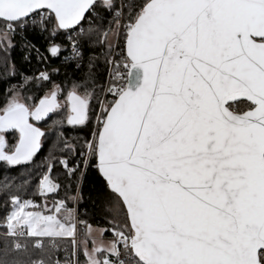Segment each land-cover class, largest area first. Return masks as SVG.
I'll return each mask as SVG.
<instances>
[{
    "label": "snow or ice",
    "instance_id": "6c2138e0",
    "mask_svg": "<svg viewBox=\"0 0 264 264\" xmlns=\"http://www.w3.org/2000/svg\"><path fill=\"white\" fill-rule=\"evenodd\" d=\"M29 23L67 32L77 70L84 43L107 50L108 83L80 156L123 220L107 243H83L84 264H264V0H0V39ZM60 48L52 43L48 51ZM94 59L83 78L53 84L38 99L6 90L0 162L32 163L45 135L37 123L50 114L66 108L67 124L86 125ZM32 80L50 76L25 84ZM59 163L69 176L84 171L66 158ZM57 188L46 172L40 194ZM10 202L4 223L14 250H27L23 237L43 250L45 240L55 247L57 238L74 236L65 201L42 209L13 194ZM68 264H80L75 252Z\"/></svg>",
    "mask_w": 264,
    "mask_h": 264
},
{
    "label": "trees",
    "instance_id": "16d2710c",
    "mask_svg": "<svg viewBox=\"0 0 264 264\" xmlns=\"http://www.w3.org/2000/svg\"><path fill=\"white\" fill-rule=\"evenodd\" d=\"M108 19L109 17L105 16V23ZM84 26L87 27V20ZM66 33L63 30L55 34L50 31H41L29 23L23 28L18 27L17 35L9 39L10 43L0 39V100H3L6 90L13 88L19 89L24 95H31L38 99L53 84L70 87L73 81L80 80L89 71L87 65L90 56L95 57L92 71L95 76L96 89V98L92 100L90 119L86 125H69L64 121L53 133L46 134L45 140L41 142V147L30 164L9 167L0 162V259H15L22 261L23 264H31V261L35 259H42L44 264H55L59 259L63 264L68 258L66 253L71 252L74 247L71 238H58L55 242L56 247H52L50 242L45 240L44 248L41 250L33 248L31 238L23 237L20 240L26 245L27 250H14V239L6 234L4 223L12 208L10 196L13 194L18 195L22 200H32L40 206L45 200L54 204L63 200L69 209H73L76 205L79 217L77 234L80 236L85 234L84 227L91 224L104 227V236L113 238L111 230L118 221L123 220L122 214L114 217V212L108 210L105 197L99 193L101 181L97 170L91 165L84 170V162L80 156L84 141L91 138L95 126L96 113L99 109L97 99H102L109 70L105 62L107 50L99 44L90 46L84 43L82 45L84 61L77 70L74 63L62 59L67 48ZM52 43L61 45L55 56L48 51ZM54 69L59 71L56 72ZM42 71L49 74V81L38 83L32 80L25 84L28 77H37V74ZM21 85L24 87L20 88ZM7 94L10 95V91ZM55 116L57 114H51L41 120L38 122L39 126L46 125ZM58 116L59 120L64 118L63 114ZM7 137L9 144L15 143L14 134L8 132ZM61 158H66L70 167L79 163L80 168L84 170L83 173L78 172L76 176H69L66 169L59 163ZM49 164L53 165L51 172L58 183V188L55 192L42 196L39 181L48 171L47 165ZM77 192L78 200L75 204L74 196ZM6 250L7 257L4 255ZM77 256L80 264H84L85 256L79 241Z\"/></svg>",
    "mask_w": 264,
    "mask_h": 264
},
{
    "label": "rangeland",
    "instance_id": "374dc122",
    "mask_svg": "<svg viewBox=\"0 0 264 264\" xmlns=\"http://www.w3.org/2000/svg\"><path fill=\"white\" fill-rule=\"evenodd\" d=\"M8 42H9V40H8ZM10 43V42H9ZM42 72H44V71H42ZM41 72H39L38 74H37V77L39 76V74H40ZM50 89V88H49ZM48 91V90H47ZM46 91V92H47ZM102 98H103V95H102ZM98 111H99V109H98ZM59 114H63L64 115V121H66V115H67V109L65 108V109H63L62 111H59L58 112ZM57 113V116H55V118L53 119V120H59L58 118H59V114ZM53 120H51L50 122H48L46 125H43V126H40V127H42V129H43V132L45 133V135L43 136V138H42V141L41 142H43L44 140H45V136H46V134H51V133H53L56 129H57V127H54L53 126ZM95 125H96V122H95ZM95 127V126H94ZM5 135V138H6V141L8 142V137H7V133H5L4 134ZM9 143V142H8ZM14 144V143H13ZM63 166V165H62ZM51 170H52V167H51V169H48V171H47V173L50 175V178L52 179V181L55 183V184H57L58 185V183L55 181V179H54V177L52 176V172H51ZM57 190V189H56ZM55 192V191H54ZM45 194H49V193H45ZM22 200V199H21ZM77 200H78V192H77V194L74 196V202H75V204H76V202H77ZM30 201H32V200H30ZM32 203L35 205H38L36 202H34V201H32ZM44 203H45V205H47V207L48 206H53L54 205V203H52V202H49V201H47V200H45L44 201ZM44 203H43V207H44ZM13 210V208H11V210H10V212H9V214L8 215H10V213H11V211ZM27 211H32V210H34L33 208H28V209H26ZM72 210V216H73V223H74V228H75V226H76V224H78V222H79V217H78V213H77V209H76V205L74 206V208L73 209H71ZM108 210H109V208H108ZM110 212H113V211H111V210H109ZM87 226H88V228H87ZM86 228H87V233H86ZM84 230H85V234L83 235V236H80V235H77V237H78V241H79V243H80V245H83V243L84 242H87V245H88V247L89 248H91L92 247V242H93V240H95L96 242H97V244H99L101 241H103V242H105V243H107L108 241H110V240H112L113 238H107V237H105L104 236V232H105V228L104 227H101V226H96V225H89V224H87L85 227H84ZM75 231H76V228H75V230H74V236H76V233H75ZM112 231V233H113V229L111 230ZM73 236V237H74ZM71 239H72V237H71Z\"/></svg>",
    "mask_w": 264,
    "mask_h": 264
},
{
    "label": "built area",
    "instance_id": "2783aa9c",
    "mask_svg": "<svg viewBox=\"0 0 264 264\" xmlns=\"http://www.w3.org/2000/svg\"><path fill=\"white\" fill-rule=\"evenodd\" d=\"M21 28V27H20ZM17 32H18V27L15 28V32L14 33H9V36L10 38H14L16 35H17ZM68 33H66V40H67V44H66V51L65 53L62 55V59L64 61H67V62H71V63H74L76 66H77V63L74 59H72V48H71V45L69 43V40H68ZM82 52H83V49H82ZM84 61V53H83V60L80 61V64H82ZM109 71V70H108ZM107 83H108V74H107V78H106V82H105V86L104 88L107 86ZM76 236L72 237V240H73V244H74V247H73V250L71 252H67L66 253V256L68 257L63 264H68V261H69V258L72 257L73 253L75 252L76 253V256H77V243H78V237H77V226H76ZM19 243H21V240L19 239L18 241ZM57 246V244L55 243V247ZM78 257V256H77Z\"/></svg>",
    "mask_w": 264,
    "mask_h": 264
},
{
    "label": "crops",
    "instance_id": "0c3cea01",
    "mask_svg": "<svg viewBox=\"0 0 264 264\" xmlns=\"http://www.w3.org/2000/svg\"><path fill=\"white\" fill-rule=\"evenodd\" d=\"M34 205V204H33ZM36 205V204H35ZM44 205H45V203H44ZM41 208L43 209V206H41ZM48 208H51V206H48ZM45 211H47V209H44ZM78 224H76V226H77ZM90 225V224H89ZM76 226H75V228H76ZM87 228H88V226H87ZM87 228H86V233H87ZM61 238H71V237H61ZM58 239V238H57Z\"/></svg>",
    "mask_w": 264,
    "mask_h": 264
},
{
    "label": "water",
    "instance_id": "95a60500",
    "mask_svg": "<svg viewBox=\"0 0 264 264\" xmlns=\"http://www.w3.org/2000/svg\"><path fill=\"white\" fill-rule=\"evenodd\" d=\"M50 115H51V114H50ZM50 115H49V116H50ZM44 119H45V118H44ZM42 120H43V119H42ZM37 126H38V125H37ZM38 127H39V126H38ZM41 130H42V129H41ZM42 131H43V130H42ZM42 138H43V136L41 137V141H42Z\"/></svg>",
    "mask_w": 264,
    "mask_h": 264
},
{
    "label": "flooded vegetation",
    "instance_id": "af4514ba",
    "mask_svg": "<svg viewBox=\"0 0 264 264\" xmlns=\"http://www.w3.org/2000/svg\"><path fill=\"white\" fill-rule=\"evenodd\" d=\"M37 125L39 126V124L37 123ZM40 127V126H39ZM41 128V127H40ZM42 129V128H41Z\"/></svg>",
    "mask_w": 264,
    "mask_h": 264
}]
</instances>
